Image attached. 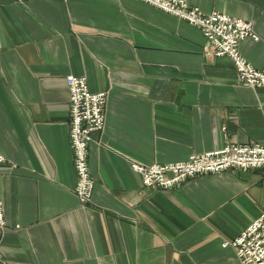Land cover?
I'll list each match as a JSON object with an SVG mask.
<instances>
[{
  "label": "crops",
  "instance_id": "crops-1",
  "mask_svg": "<svg viewBox=\"0 0 264 264\" xmlns=\"http://www.w3.org/2000/svg\"><path fill=\"white\" fill-rule=\"evenodd\" d=\"M253 23L243 56L264 71V0H187ZM201 31L137 0H0V264H241L233 242L264 212V170L145 188L132 165L264 146V88L205 53ZM108 92L81 205L67 77Z\"/></svg>",
  "mask_w": 264,
  "mask_h": 264
},
{
  "label": "built area",
  "instance_id": "built-area-1",
  "mask_svg": "<svg viewBox=\"0 0 264 264\" xmlns=\"http://www.w3.org/2000/svg\"><path fill=\"white\" fill-rule=\"evenodd\" d=\"M33 0H12L17 4H30ZM198 28L206 40L205 53L215 58H229L237 71L239 82L253 90L264 88V71L256 68L241 52L245 40L260 41L253 23L219 12L203 13L187 0H137ZM70 94V143L77 176L75 195L81 205L91 204L96 179L90 169V146L94 135L106 128L108 92L93 93L86 77H67ZM5 158L0 155V163ZM141 176L143 186L152 190L171 191L199 176L222 174L226 171L248 172L264 170V146L257 143L229 142L221 149L193 154L186 161L141 165L133 164ZM4 203L0 196V232L7 229ZM241 264H264V212L233 242Z\"/></svg>",
  "mask_w": 264,
  "mask_h": 264
}]
</instances>
